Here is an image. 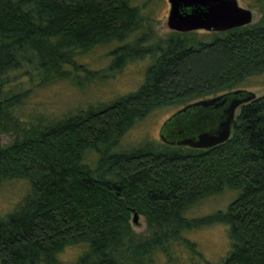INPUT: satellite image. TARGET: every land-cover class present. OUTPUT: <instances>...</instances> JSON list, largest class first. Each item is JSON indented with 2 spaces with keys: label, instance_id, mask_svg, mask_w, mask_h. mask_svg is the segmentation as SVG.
<instances>
[{
  "label": "trees",
  "instance_id": "trees-1",
  "mask_svg": "<svg viewBox=\"0 0 264 264\" xmlns=\"http://www.w3.org/2000/svg\"><path fill=\"white\" fill-rule=\"evenodd\" d=\"M144 5L0 0V131L22 135L0 146V185L29 186L0 214V264H62L57 256L71 245L83 246L71 264H152L159 253L170 261L177 244L200 258L184 232L212 224L225 225L230 240L221 264H264V94L238 108L230 137L212 147L122 142L158 108L242 88L264 73V0L248 2L263 11L254 23L157 39ZM132 34L110 52L108 69L150 57L137 89L56 117L25 112L34 88L102 78L76 56ZM225 189L236 196L224 209L188 218L194 204ZM134 212L155 224L136 242L129 236Z\"/></svg>",
  "mask_w": 264,
  "mask_h": 264
},
{
  "label": "rangeland",
  "instance_id": "rangeland-1",
  "mask_svg": "<svg viewBox=\"0 0 264 264\" xmlns=\"http://www.w3.org/2000/svg\"><path fill=\"white\" fill-rule=\"evenodd\" d=\"M139 4L145 2L143 14L150 16V21L146 24L151 26V31L157 38H165L175 31L168 27L167 16L169 12L168 0H137ZM238 4L252 11V21L254 23L262 16L263 11H259L248 5L249 0H237ZM208 30L197 29L186 32H193L198 35H207ZM182 33V32H180ZM131 37L123 42L111 41L92 47L88 51L78 54L76 61L83 64L87 69L100 72L102 78L97 75L90 80L81 78L82 85L73 86L69 82L55 83L43 88H34L31 96L26 102L25 112L42 110L50 117L64 115L74 110L85 109L89 105L104 106L115 98L134 91L145 78V69L151 63L150 57L136 59L127 62L118 70H109L108 65L113 55L110 54L117 46L131 40ZM80 74V73H79ZM81 76H85L81 72ZM24 77H20L23 79ZM30 86V84H25ZM244 89L255 93L256 97L264 94V73L252 76L246 80ZM176 107L166 106L158 108L144 119L138 121L123 136L124 145L136 144L143 139L161 142L159 131L163 122L171 116ZM238 109L236 110V114ZM28 117V116H27ZM33 123L24 120L21 124L27 126ZM21 132L0 131V146H6L13 142L16 137H21ZM29 190L27 182L23 180H11L0 185V214H4L11 209ZM236 196L233 190L225 189L223 192L208 196L198 201L187 211L188 218L203 216L217 209H224L226 205ZM136 222L133 221L134 213L129 221V236L133 241L142 240L155 229L152 219L137 213ZM184 236L196 243L201 256H191L183 245L172 247V260L168 261L163 253L155 256L152 264H221L223 257L230 248V240L227 235V228L223 224H212L193 228L184 232ZM83 250L82 245H71L64 248L58 254V261L62 264H71Z\"/></svg>",
  "mask_w": 264,
  "mask_h": 264
},
{
  "label": "water",
  "instance_id": "water-1",
  "mask_svg": "<svg viewBox=\"0 0 264 264\" xmlns=\"http://www.w3.org/2000/svg\"><path fill=\"white\" fill-rule=\"evenodd\" d=\"M167 25L186 32L197 29L223 31L252 21V11L237 0H168ZM254 92L237 88L190 102L177 109L161 125L166 143L209 148L225 142L231 134L236 110L255 99ZM134 212L133 221L137 220Z\"/></svg>",
  "mask_w": 264,
  "mask_h": 264
}]
</instances>
